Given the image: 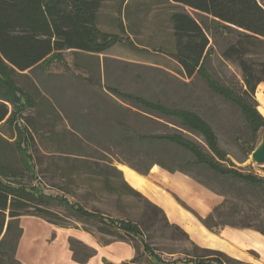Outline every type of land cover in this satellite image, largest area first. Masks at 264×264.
Here are the masks:
<instances>
[{
  "label": "trees",
  "instance_id": "1",
  "mask_svg": "<svg viewBox=\"0 0 264 264\" xmlns=\"http://www.w3.org/2000/svg\"><path fill=\"white\" fill-rule=\"evenodd\" d=\"M104 2L105 0H0V60L7 68L10 84L16 87L15 75L18 71L30 70L34 73L38 69L44 70L52 57H60L64 52L105 53L117 38L109 36V42L106 41L105 45L95 43L98 16ZM168 2L212 18L217 28L227 34L228 38L220 45L221 56L224 61L240 68L242 85L239 90L222 85L208 72L207 63L212 46L209 28L205 22L197 20L186 11H175L169 16L174 40V49L169 52V56L177 62L180 69L178 73L186 80L183 81L185 85L199 77L214 94L237 106L250 131L249 140H239L243 144L252 143L251 154L257 146L259 129L264 127V120L256 110L255 100L259 85L264 84V61L249 57L250 48L264 50V0ZM231 35L233 39H229ZM107 90L131 103L119 106L121 111L128 112L131 107L143 108L145 111L140 114V123L136 121L130 125L127 115L117 113L107 116L104 121H97V124L93 121L94 127L89 126V121L83 123L79 120L78 123L83 124L78 132H87L90 137L109 138L114 147L121 150L120 154L132 155L137 159L132 162L124 160L120 164L129 165L141 174H147L151 167L157 165L170 173L187 175L222 197L223 202L209 216L198 217L210 232L218 234L231 227L251 229L264 235V177L238 169L229 159L228 153L221 148L216 130L207 120L191 109L169 107L161 101H149L113 87H108ZM28 96L34 106L35 99L31 94ZM10 100L8 94L0 90V126L10 117ZM161 127L170 133L160 132ZM188 135L198 136L202 142L192 140ZM171 150L176 154L173 153L172 157L167 154L169 158L165 161L160 159L163 156L165 158V153H170ZM184 152L190 155L184 163L193 171L172 166L176 159H184ZM94 159L97 158L84 156L72 170L89 177V181L99 182L119 197L126 196L134 200V206L140 210L138 221L131 218L115 219L101 212L89 211L80 204L71 203L66 196L52 197L35 188L27 190L0 184V264H20L16 258L23 235L20 218L36 217L61 228H70L59 214L51 210L52 203H57L84 220L97 222L100 233L116 236L117 241L132 244L136 256L127 264H155L141 258V248L134 244L136 241L141 244L143 252L155 257L159 263L163 262L157 250L146 239L147 228L169 230L173 240L188 241L195 251L185 254L184 264H246L220 251L196 245L183 229L169 221L161 208L128 185L113 161ZM33 160L37 166L34 156ZM146 163L149 164L146 166ZM17 164H6L0 156V173L25 176L26 172L20 170ZM193 172L216 182L221 190L214 189ZM70 244L73 259L80 264L86 263L96 254L95 250L84 247L76 240H70ZM78 247L89 252L80 257Z\"/></svg>",
  "mask_w": 264,
  "mask_h": 264
},
{
  "label": "rangeland",
  "instance_id": "2",
  "mask_svg": "<svg viewBox=\"0 0 264 264\" xmlns=\"http://www.w3.org/2000/svg\"><path fill=\"white\" fill-rule=\"evenodd\" d=\"M175 11H186L207 24L212 42L208 72L222 85L239 90L242 72L236 64L223 60L220 45L224 44L228 36L217 28L212 18L171 5L167 0H106L99 14L95 43L105 45L106 41L109 42V36L117 39L105 53L64 52L60 57H52L41 73H34L28 79L16 77V87L10 84L7 68L0 60V90H4L11 98L10 117L0 126V156L6 164L18 163V168L26 172L23 177L0 173V184L27 190L35 188L52 197L66 196L71 203L80 204L89 211L101 212L115 219L131 218L138 221L140 210L134 206V200L126 196L119 197L99 182L89 181V177L72 170L84 156L97 158L94 159L96 161L102 158L106 162L113 161L119 167L121 161H137L132 155L120 154L121 150L115 148L107 137H90L87 132H78L87 121L90 122L89 126L94 127L93 121L97 124V121L99 123L117 113L127 115L130 125L136 121L140 123V114L145 110L131 107L128 112L121 111L119 106L131 103L110 93L108 87L149 101H161L169 107H183L198 112L214 127L221 148L238 169L264 177V166L250 161L252 143L243 144L239 140H249L250 131L237 106L214 94L199 77L188 85L183 83L186 80L179 75L177 62L169 56V52L174 49L169 16ZM233 38L229 36V39ZM250 49V58L264 61L263 49ZM26 92L35 99L34 106ZM255 100L256 110L264 120V89L260 90ZM79 120L83 122L81 125ZM160 132L170 133L162 127ZM263 132L264 127H261L257 145ZM188 137L202 142L198 136ZM116 153L120 156H115ZM173 153L171 150L165 153V158L163 156L160 159L165 161L169 158L167 154L172 157ZM189 158L190 155L185 154L182 161L176 159L172 166L193 171L184 163ZM123 170L126 168L123 167ZM193 173L214 189L221 190L216 182ZM181 204L195 214L184 203ZM50 208L70 228L52 226L36 217H22L20 224L29 228L28 234L41 236L48 233V242L59 244L65 254H73L70 240L95 250V255H98V251L91 243L98 247L114 246L111 251L114 259H121L124 255L125 249L119 246L132 245L117 241L116 236L100 233L97 222L75 216L57 203H52ZM145 236L163 261L159 263L155 257L143 252L138 241L134 242L141 248V258L150 263L184 264L185 254L195 251L188 241L173 240L169 230L147 228ZM88 252L78 247L80 257Z\"/></svg>",
  "mask_w": 264,
  "mask_h": 264
},
{
  "label": "crops",
  "instance_id": "3",
  "mask_svg": "<svg viewBox=\"0 0 264 264\" xmlns=\"http://www.w3.org/2000/svg\"><path fill=\"white\" fill-rule=\"evenodd\" d=\"M170 4L190 10L184 6ZM42 71L43 69H38L34 73L39 74ZM34 73L30 70L18 71L15 80L16 77L31 78ZM261 89H264V84L259 85L256 95H259ZM120 165V167L117 165V168L124 173L122 174L128 185L161 208L169 221L183 229L196 245L204 249L220 251L230 258L246 264H264V235L251 229L231 227L215 234L200 223L198 217L206 218L209 216L214 208L223 202L222 197L187 175L170 173L157 165L151 167L147 174H141L129 165ZM123 167L126 170H123ZM179 200L195 214L187 210ZM37 220L46 222L40 218H37ZM22 228L23 235L16 255L20 264H80L74 261L72 253L65 254L63 247L59 244H50L48 233L42 234L41 237L37 234H28L29 228L24 225H22ZM91 245L98 251V255H95L84 264H126L136 255V250L132 245L119 246L125 249L121 259L113 258L111 251L114 246L106 248L100 245V248L92 243Z\"/></svg>",
  "mask_w": 264,
  "mask_h": 264
},
{
  "label": "water",
  "instance_id": "4",
  "mask_svg": "<svg viewBox=\"0 0 264 264\" xmlns=\"http://www.w3.org/2000/svg\"><path fill=\"white\" fill-rule=\"evenodd\" d=\"M250 161L253 164L264 166V133L261 135V141L256 146L255 150L250 156Z\"/></svg>",
  "mask_w": 264,
  "mask_h": 264
}]
</instances>
